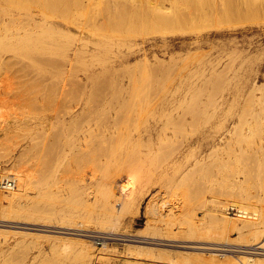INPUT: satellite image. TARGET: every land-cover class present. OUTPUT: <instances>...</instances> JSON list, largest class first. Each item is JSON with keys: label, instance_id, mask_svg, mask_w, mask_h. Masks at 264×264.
<instances>
[{"label": "bare ground", "instance_id": "6f19581e", "mask_svg": "<svg viewBox=\"0 0 264 264\" xmlns=\"http://www.w3.org/2000/svg\"><path fill=\"white\" fill-rule=\"evenodd\" d=\"M18 1H21V0H18ZM90 2L92 1H89V3ZM39 3L41 4L40 6L44 8L42 12L46 13L48 17L50 16L48 19L52 18V20L50 19L49 21L50 23L48 22V20H46V23L48 22V24L42 25V23H44L43 21H45V20H42V23L40 22L41 27H39V29L40 28L42 29L39 30L37 28V26L39 25L36 21L39 20L40 15L35 12L25 11L23 15H21L20 17H16V18L17 19L20 18V21L27 22V24L31 26L32 30L28 29L30 30L28 31L24 29L25 32L20 33L21 35L18 38H13L15 35V34L13 35V33H7L3 41L0 43V46L2 47L0 49L5 50L4 52H1L2 51L1 50L0 51L1 53H5L6 51L13 52L19 56L26 57V58L28 57L29 59V57L33 55V53L34 54L40 53L41 55V53L46 52L47 56L49 57H52V56L54 57V55L55 57L57 56V58L62 57L61 59H63L64 57H70L69 60L71 62V60L74 61V59L79 58L78 56L79 54H81L80 53L81 51L82 52L88 51V50H85V48L87 47L89 42H92V44L95 46V48L91 52L95 54V57L102 58L105 56H114L112 61L115 64L117 63L122 64L124 62V59L128 60L130 58V55L134 53V51L132 52V54L125 53L120 58V55L118 54V52H120L119 48L126 47L128 49H131L133 44L131 42L128 43L125 39H117L114 37H110L108 35H104L102 31H99L97 29H86L85 30L89 32L90 34L97 36L98 39L94 41L83 38L82 35L77 34V32L76 33L72 32L70 28L65 30L64 28L59 26L60 24H58L59 20L55 12L56 10H55L54 1L51 0L50 1L51 4L49 3L47 8H45V4L43 0H40ZM21 5L22 4L16 3V0H0V9H2L5 6H9V12L11 14L15 13L18 7H20ZM212 5H213V8H211V10H213L212 13L214 14V17H215V19L212 18V23L216 22L213 25L215 29L213 32V35L220 37V38L226 37V36L229 37V35H232V34L237 35V36H233V40L229 45L233 46L234 48L232 52L239 54L238 55L239 59L243 51L247 52L248 50L249 52L254 47V43H252L251 40H249L248 43H246L245 41L243 43L238 38V33H241V34L242 33L247 34V32L257 33L258 36H260L261 42L264 41V0H214V4ZM118 8L120 7L118 6ZM125 12L127 13V10ZM117 14H118V11H117ZM176 14H178V12ZM3 17L4 15L2 16V18ZM174 17L175 16H173V18ZM5 19L6 17H4L3 20ZM53 20L57 22L55 23ZM70 20L72 19L70 18ZM213 20H216V21L213 22ZM163 21L159 20V22H163ZM25 22L22 24L26 25ZM35 22L37 23V26H36L37 30L33 31V29H35L34 25H36ZM51 22L53 23V26H51ZM17 23H18V26L19 24H21V22H17ZM5 24H7V22L3 23V25ZM129 24H130V21H129ZM125 25L127 26V24ZM76 27L80 33L84 32L83 29L81 31V28H79L78 25ZM20 28L22 29L23 27H20ZM182 29L183 28L181 27L180 30ZM59 30L63 31L62 32L63 37L67 33L68 39L73 40V38L69 37L71 35L72 37L75 38L73 42L75 40H76L75 42H78L77 44L75 43L73 46H71L72 45L71 44L72 40H71L70 41L71 43H69L70 52L63 53L62 54L63 56H61V53L59 52V49H58L59 46L57 45V44H61V43H57L58 41L59 42L61 41L60 40L56 41V35L59 32ZM64 31H66V33H64ZM103 32L105 33V31ZM128 32L127 33L124 32L123 34H128ZM145 32H146V29H145ZM115 35L116 37H118L120 34L118 36L117 34ZM58 37L59 36H57V39ZM63 37L60 36L59 38H63ZM64 38H66V36ZM67 38L65 41L69 42ZM236 38L238 39L235 40ZM45 41L47 43L50 42V44L53 46L51 45L49 46V43L48 44L46 43L45 45ZM62 41H63L62 42L63 44L60 45V47L67 44L66 42L64 44V40ZM261 42L258 44H261ZM66 50L68 51V47L66 48ZM140 50H137V51H140ZM239 50H243V51L240 52ZM144 52H145V49L142 50L141 55L143 54L145 55ZM1 53H0V61L4 60V57L1 56ZM44 58L46 59V56H44L43 59ZM52 59L54 61V58ZM184 59H182V61ZM261 59L262 58L260 57V60ZM39 60L41 61V63L44 64L43 62L44 60L42 61V56H41V59ZM46 60L47 62L46 61L45 62L48 63V59ZM64 60L66 61L67 58H64ZM185 60L188 61L187 58ZM185 60H184V64L186 62ZM221 60H222V56L217 55L211 60H209V65H206L207 63H205L203 64V66H200L201 74L210 72V70L216 72V69L218 68L217 66L221 63ZM260 60L258 58V61H257V58L252 59L251 56H248L244 60L240 61V67H250V65H253L252 63L255 61H257L259 64ZM34 62L35 61L30 60L28 64L29 65L34 64L37 67L38 64L36 65V63ZM56 62L57 64L59 63L58 59ZM97 62H100V61H97ZM4 63H6V61H4ZM49 64L52 65L54 63L49 62ZM57 64H54L51 67H54ZM69 64H67L68 66H66V64L64 65L66 69H70V68H67L69 67ZM180 64H183V63H180ZM10 66H12L11 63H10ZM58 66H55L56 70H59V69H61V71L65 70V67L63 68L60 65ZM116 68L117 67H115V69ZM124 68H128V64H124ZM18 69H21L20 71L22 70L24 71L22 66H20V68L18 66ZM39 70L41 71L40 68ZM61 71L59 70L57 73L54 71L55 74L52 73L53 71H50V74L57 75ZM19 73L21 72L18 71V76H20ZM23 73H24L23 75H26L25 72ZM52 75L50 76V78L53 77ZM62 76L60 77L62 78ZM55 77L58 78L59 76H54L52 79H55ZM29 80L30 79H28V81ZM63 80L61 81L54 80L56 81L55 83H53L54 86L56 85L54 89L52 86H50L51 84L48 85L52 87V90H55V91L51 90V92H54L53 95L50 92L51 96L50 95L47 96L49 94L48 92H47L48 94H46L45 96L43 95L40 96V94L29 96L28 95L29 92H27L26 86L28 85V83L30 84L32 81L28 82L26 80L25 83L22 82L23 84L20 87H23L22 90L25 91V93L24 92L22 93V91H20L21 96H22V103H21L19 114L13 115L8 120L2 119L0 117V161L1 160L7 161V164L5 167H2V166L0 167L1 168L0 178L13 175L16 179V185L14 187L10 189H6V190L0 189V215L3 216L5 219H7L6 217H9V214H12L16 216L17 218L25 219V221L22 220V222L20 223L32 224V225H38V226L39 225L49 226L50 224L49 225L48 224L44 225V223L35 224L32 222V220L35 222L36 220H40V221L41 220H52L53 221L52 224L65 223V226L67 224H72L73 225L72 227L59 226V228L61 227L68 228L69 231L60 232V231H56L57 230L56 229V230H49V232L63 234V235L59 234L53 237H55V239L63 240L65 243H69L72 241L80 242L84 247H82L80 251L79 249L77 250V252L79 251L80 254L81 253L83 254L82 256L83 263L79 262V264L81 263L85 264L86 262H88V260L91 259L92 255L94 254V250H93L94 242H92L88 238H85V236L83 237V235L88 236L87 235L88 233L82 234V232L80 233L78 230H88L92 227H95L98 230L96 231L94 229L93 230L91 229V230L94 232L100 231L103 233V235L95 234L93 236L98 239L109 238L107 234H112V235L121 234V236L122 235L124 236L123 240H129L132 242L147 243V244L156 243V242H152L149 240V238H155L152 236H146V235L137 236L136 235L140 239H131V238L129 239L128 236L131 237L133 235L129 234L128 230H127L128 234L126 232L123 233V231L122 233L120 232V230L125 228L127 214L138 211L143 197L146 195V193L150 189L148 188V180L152 176H154V179H158L161 184L164 182L167 188L169 187L170 189L171 188L173 189L170 190L172 191V193L170 194L169 198H167L168 194L167 196H165L161 192L162 195L160 196L158 195L159 197L155 193L147 201L145 205V213H146V222H145L146 227L145 228L149 230L148 232H150L151 234L155 236L160 235V234L167 235V236L175 235L173 234V232L172 234L170 233L169 228L172 227L171 226L172 224L176 223L178 225L176 227H178L180 231H183V233L185 232V234H182V232H180V234L184 236L186 235V236H189L195 239L202 237L200 236L201 234L200 232L196 233V231H198V227L200 226H198L197 224L198 218H197L196 213H194L195 210L192 211V209L190 208L191 211H188L189 210L188 209L187 210L188 212L185 213L184 217L180 219H178V216L176 214H173L175 213L173 212L175 205L179 206L182 201L184 202L188 201L190 199L189 197L192 196V194L190 195L189 193L190 191L188 189H185L186 187L183 188L182 187L183 185L181 184H183L182 183L183 181L191 178L193 173L196 171V168H198L197 167L198 165L201 166V168L200 167L199 168L202 170V166L206 164L204 163L206 157L208 158V156L209 157L212 156V158H216V160H218L219 158H223L219 155L221 152H223V154L225 155H230L234 158L236 170L245 171L247 167L244 163L243 153L236 152L235 147L236 145L240 143V141L245 142L246 138H248V135L250 136L252 133H255L254 131L257 132V129L262 130L264 132V111L263 113L259 111H257V113L250 112L251 113L250 114L247 112L248 109L246 110L245 105H243L245 107H238L236 100L240 94L239 87L235 88L236 90H234L235 93L232 99L228 98L225 101V103H223L224 100L219 99V97L218 99L210 100L211 98H213V95H212L213 93H212L211 94L212 97L210 99L208 98L209 102L207 101L208 106L206 107V108H211V112L209 110L207 111V109L205 112V109H204V112H205V114L203 113L204 120L200 122L201 129L197 128L198 130L196 129L195 134L194 133L191 134V137L187 142L182 143V145L176 144L179 147L174 146L176 148H173V149L171 148V150L168 151V154L166 153L167 156L164 155L165 157H162L161 161L164 160L163 158H166V159L163 162L159 161L160 163L158 164L156 162V165L153 167V163H155L154 161L156 160V156L158 155L157 154L158 151L156 150L158 148L157 146H155L157 145L156 143L164 142L166 139L169 138L168 134L165 132L166 131L165 126L166 124L167 125L169 124L167 123L168 120L174 121V119L178 117L180 118L184 117L183 115L188 114L187 112H191L192 114L199 113L200 111L203 112V108L207 103L205 100L204 101L206 103L204 106L202 104L203 108L202 110H200L197 108H194V109L192 108L194 106L196 107L199 106V103L201 102L197 103L196 100L194 99H190V100L185 99L184 95H183L184 96L183 98L175 97V96H159L158 97L157 95L158 93H157L156 94L157 97L155 96L154 98H149L144 95L145 88L143 90V87H141L140 82L137 83V81H131V82L118 81L119 83L117 82L116 83L114 82L103 83V85L99 87H97L98 85L96 84H95V87H93V84L92 85L86 84L85 87H82L83 90L86 91V90H90L91 88H94V90L96 91L102 90V92L100 91L101 95L94 94V95L89 96L81 92L83 95H80L79 93V96L77 94L75 96L74 95L72 96L70 95L72 93L69 92L71 91L70 90L71 88L69 86L70 84L68 85L69 86L68 88H70L68 90L66 88L67 86L65 85L66 83H63ZM240 80H241L240 78H238V80L236 79L237 82H239ZM33 82H35V80H33ZM26 83L27 85L25 86ZM36 83H38V81ZM167 83H169V81ZM260 84H258V87L260 86ZM34 85L37 86V84H34ZM34 85L30 84V86L28 87L32 86L35 88L36 86ZM164 86H162V88ZM41 88L43 87L41 86ZM35 89L37 92V88ZM161 89H159V92ZM198 89H199V86H198ZM257 89L260 90L259 88ZM74 90L75 89H73V91ZM249 90L252 91L250 88ZM32 91H35V90H32ZM30 94L32 93L30 92ZM192 94H190L189 96H191ZM198 96H194V97L197 98ZM246 96L247 97L245 98L250 101V97L252 98L251 94L247 93ZM204 101H202V103ZM196 120H199V117H197ZM176 122H179V121H176ZM188 122L191 123V126L193 125L192 122L190 121L186 122L187 125H188ZM170 125L173 127L174 124L171 123ZM181 125L182 124H180V126ZM183 129H185V127ZM192 129L193 127L190 130ZM190 132L192 133V131H189L188 133ZM19 133L22 135L21 139L23 140V144H22L21 150H19V153H17L16 155L13 153L14 152L13 150L15 149L13 144L17 136L18 135L20 136ZM205 133L206 134L209 133L208 136ZM201 136L203 139H206V140H208L209 138L210 139L212 138L211 139L212 141L199 144V142L201 141ZM185 138H188V137L186 136ZM168 140H166V143L170 144V141L168 142ZM175 140L177 139L175 138ZM250 143H251V138H250ZM163 144L165 145V143ZM163 144L161 146H163ZM161 146L160 148L162 149ZM167 148L169 147H167L166 145V149L164 150H167ZM245 149L247 151L249 149L250 151L253 150V152L254 151L259 152V150L255 147L250 148L249 146ZM162 153L161 155L164 154ZM239 164H241L242 168L239 167L238 169L237 167ZM261 165H263V163ZM207 171L205 170L204 172H207ZM260 171L258 172L259 176L261 174ZM61 173L64 175H61ZM170 176L172 177L169 179ZM177 176L179 178L178 183L179 181H181L180 184H177V182L173 180V178L176 179ZM65 177L67 178L64 180ZM249 177H250V174H247L246 176L243 177L242 181L239 180L240 181L239 183L234 181V183L231 184L232 185L231 192L233 194L235 193V195H238L240 198V205H239L240 208L239 209L241 210V213L238 214V217L240 218L234 217L233 220H231L225 214L224 209L227 208V205H230V202H228L227 200L226 201H221V200L212 201L214 205H213V208H211L213 211L211 213L213 214V219L215 221L220 220L221 223L224 224V227L235 228V230L236 229L239 230L241 234H243L244 232L249 233L248 241H250L251 243H247L245 245L247 249H243V250L239 249L238 251L242 252L239 255L237 256L234 255L235 257L232 256V258H230L229 256L231 261L233 259V261L231 262L232 264H264V205H263L264 203L262 204L263 206L259 205L261 202H257V200L255 201L256 197L254 200H251L250 197H248L250 196V193H248L249 195H247L245 193L246 190L244 188L241 189V187L244 186L243 184L246 183L245 181H247ZM250 179L251 177L249 178V181H251ZM248 182H247V185L245 184V186L249 185ZM185 183H188V182H185ZM249 183L252 184L251 182ZM245 188L247 189V187ZM239 190L240 191L244 190V193L246 195L241 193ZM198 192L200 194V191ZM173 199H176L177 201L176 200L174 201ZM190 200H192V198ZM185 203L187 204V202ZM174 215H176L177 217ZM220 221H218V223ZM6 222L8 223L9 221L7 220ZM160 222H164V224ZM0 226L4 227V226H9V225L5 223H0ZM11 226H13V224ZM16 227L22 228V229L26 228L22 226L21 227L16 226ZM31 229H34L35 231L41 230L40 228H31ZM125 230L126 229H124V231ZM3 231H6L7 233L9 231L13 232V230H8V229L3 230ZM26 231L25 232L19 231V232L25 233L24 235L26 234L33 235V236L38 235L41 237L47 236V235H42L37 232H32V231L26 232ZM239 231H238V235H240ZM64 233L68 235H76V236L75 237H70L68 235L64 236ZM104 233L106 235H104ZM195 233L197 235L199 233L200 234L199 236H196ZM205 243L206 244L208 243V244L207 245L206 244L205 245H201V244L188 245V244H184L183 242V244H177V246L184 247V248L198 249V250L208 249L210 251L217 250V249H224L228 251L230 250L229 247L218 248L215 244H218L219 242L218 243L205 242ZM133 245H135V247H139L136 244H133ZM227 245H230V244H227ZM147 249H150V248L148 247ZM64 250L65 249L63 247V252ZM163 253H164V250H163ZM94 256L96 258V261L94 264H111L112 262V261L110 262L111 256L109 257V255H106L103 252L99 251L95 253ZM75 257H76V254H75ZM73 259L75 260V258ZM137 261L138 260H136V262ZM130 263L132 264L133 262L130 261Z\"/></svg>", "mask_w": 264, "mask_h": 264}, {"label": "rangeland", "instance_id": "374dc122", "mask_svg": "<svg viewBox=\"0 0 264 264\" xmlns=\"http://www.w3.org/2000/svg\"><path fill=\"white\" fill-rule=\"evenodd\" d=\"M39 1L40 0H25V1L24 0H21V1L16 0V3L22 4V5L20 7H18L16 12L13 14H11L9 12V6H5L2 9H0V43L3 41V39L7 33H13V35L14 34L15 35H14V37L12 35V37L18 38L21 35L20 33H24L25 30H28V29L32 30L31 26H29V24H27V22L20 21V18L19 19L16 18V17H20L21 15H23L25 11L35 12V13L40 15L39 20H38L39 22L36 21L39 26H37V23L35 22L36 25H34L35 29H33V31L37 30L36 26L38 29H39V27H41L40 24L42 23V20H45V21H43L44 23H42V25L48 24L50 19L52 20V18L48 19L50 16L48 17L46 15V13L42 12V10H44V8L40 6L41 4L39 3ZM43 1L45 4V8H47L48 4L50 3L51 0H43ZM53 1H54V5H55V10H56L55 12H56L57 18L59 20L58 24H60L59 25L60 27L64 28L65 30L70 28V30L72 32H75V33L77 32V34L82 35L83 38L91 40V41L98 39L97 36H94L85 30L86 29H97L99 31H102V33L104 35H108L110 37H114L117 39H125L128 43L131 42L133 44L131 49H128L126 47H122V48L120 47L119 48L120 52H118V54L120 55V58L125 53L126 54H132L133 51H134V53L132 55H130V58L128 60L124 59V62L122 64H118V63L115 64L112 61L114 56H105L102 58L95 57V54L91 53L92 50L95 48V46L92 44V42H89L87 47L85 48V50H88L90 52H88V51L82 52L81 51L80 52L81 54H79V56H78L79 58L74 59V61L71 60V62L69 60L70 57H64V58H67V60H69V61H67V60L65 61L64 58L63 59H61L62 57L57 58V56L55 57V55L53 57L52 54H51L52 57H49V56H47L46 52L41 53V55H40V53H38V54L33 53V55H31L28 59V57L27 58L22 57V56H19L13 52H7L6 51L5 53H1V52H4L5 50L0 49V51L2 50L0 52L1 56L4 57V60L0 61V117L2 119L8 120L13 115L19 114L21 103H22V96H21L20 91H22V93L23 92L25 93V91L22 90L23 87H20V86L23 83H25L26 80L28 81V79H30L28 82L32 81L30 83L31 85L37 84V86L34 85V86H36L35 88H37V92H36V89L34 87H32V86H31L32 88L28 87V86H30L29 83H28V85H27V83L25 84V86L27 85L26 90H27V92H29V94H28L29 96H31V95L33 96L35 94L36 95L40 94V96H42V95L45 96L48 93L49 94L47 96H49V95L51 96L50 92L52 90V87H53V89L56 87V85L54 86L53 83H55L56 81H59V80L61 81L63 79H64L63 83H66L65 84L67 86L66 88L68 90L71 88L70 89L71 91H69V92L72 93V94H70L72 96L73 95L75 96L76 94L79 96V93H80V95H83L82 93H84V94H87L89 96L94 95V94L95 95H99V94L101 95L100 91L102 92V90H100V89H99L100 91H96V90H94V88H91L93 91L91 89H90L91 91L90 90H86V91L83 90L82 87H85L86 84H91V85L93 84V87H95V84H96V85H98L97 87H99V86L103 85V83H110V82L119 83L118 81H121V82L137 81V83L140 82V85H141V87H143V90L145 88L144 95L149 97V98H154L157 93H158L157 94L158 97L159 96H175V97H182L183 98L185 96L184 97L185 99H189V100L194 99V100H196L197 103L201 102V103H199V106H197V107L194 106L192 108V109L197 108L200 110H202L203 106L205 105V103L207 101L209 102V99L212 97L211 96L212 93H213L212 94L213 98H211L210 100L218 99V97H219V99L224 100L223 103H225V101L228 98L232 99V97L234 96V93H235L234 90H236L235 88L239 87V89H240L239 93L240 94L236 100L237 106L238 107H245L246 106L245 108H246V110L248 109L247 110L248 113H250V112L257 113V111L263 113L264 110H262V109H264V41L261 42L260 36H258L257 33H250V32H247V34L238 33V38L243 43H244V41L246 43H248L249 40H251L252 43H254V47L249 52H248V50H247V52L243 51V50H239L240 52L243 51V53H241V56L239 59V57H238L239 54L232 52L234 50V48H233V46L229 45L233 40V36H237V35L232 34V35H229V37L226 36V37H221V38L213 35V32L215 30L213 25H214V23H216V22H214L216 20H213L214 23H212V18L215 19V17H214V14L212 13L213 10H211V8H213L212 4H214V0L213 1L212 0H53ZM89 1H92V2L89 3ZM38 6H39V8H38ZM118 6L120 8H118ZM60 9H61V11H60ZM149 9H151V10H149ZM126 10H127V13L125 12ZM133 10H134V12H133ZM113 11H115L116 13ZM117 11H118V14H117ZM104 12H106V13H104ZM177 12H178V14H176ZM63 14H64V16H63ZM77 14H78V16H77ZM112 14H114V15H112ZM3 15H4V17H6L5 20H3L4 17L2 18ZM123 15H125V16H123ZM135 15H136V17H135ZM173 16H175V17L173 18ZM112 17H114V18H112ZM70 18L72 20H70ZM73 19H75V20H73ZM46 20H48L47 23H46ZM114 20H116V21H114ZM159 20L160 21L165 20V21L159 22ZM53 21L55 23L57 22L55 20H53ZM129 21H130V24H129ZM4 22H7V24L3 25ZM17 22H21V24H19V26L23 27L22 29L18 26ZM24 22L28 26L22 24ZM55 23H54V25H55ZM13 24H15L16 26ZM76 24L79 26V28H81V31L83 29L84 32L80 33L76 27L77 26ZM125 24H127V26ZM131 24H132V26H131ZM210 25H211V27H210ZM51 26H53L52 22H51ZM124 26H126V27H124ZM181 27L183 28L182 30H180ZM124 28H125V30H124ZM40 29H42V28H40ZM145 29H146V32H145ZM30 30H28V31H30ZM126 30H128L130 32H128ZM103 31H105V33ZM62 32L63 31L59 30V32L56 35V41L57 40L61 41V42H59V41L57 42V43H61V44H57L59 46L58 49H59V52L61 53V56H63L62 55L63 53L70 52L69 51L70 50V44L69 43L72 42L71 46H73L75 43L76 44L78 43V42H75L76 40L73 42V40L75 38L72 37L71 35L69 37L73 38V40L71 39L72 40L71 41L70 39H68L66 31H64V33H66V35H64V37L66 36V38H67V40H69V42L65 41L66 38L63 37ZM112 32H113V34H112ZM124 32L125 33L128 32V34H123ZM225 32H227V31H225ZM59 33H61V34H59ZM114 33L117 34V36L120 34L119 35L120 37L119 36L116 37V35ZM57 36H59V37L62 36L63 38L58 37V39H57ZM238 38H236L235 40H237ZM61 39L64 40V44H65V42L67 43L64 45L65 47L64 46L60 47V45L63 44L62 43L63 41ZM260 42H261V44H258ZM46 43L47 42L45 41V45H46ZM48 43L50 46L51 45L50 42H48ZM68 44H69V46H68ZM51 46H53V45H51ZM67 47H68V51L66 50ZM0 48H2V47L0 46ZM143 49H145V52H144L145 55L144 54L141 55ZM137 50H140V51H137ZM39 55H40V57H39ZM217 55H221L222 60L220 63L221 65L219 64L217 66L218 68L216 69V72L210 70V72H206L205 74H201L200 66H203V64H205V63H207L206 65H209V60H211L212 58H214ZM41 56H42V61L45 59V58L43 59V57L46 56V59H48V63H46L47 62L46 59L43 61L44 64L41 63V61L39 60V59H41ZM248 56H251L252 59L257 58V61H258V58L260 60V57L262 59L260 60L259 64L257 61H255L252 63L253 65H250V67H240V61L244 60ZM183 57L184 58L186 57L188 59V61H186L185 60L186 58L184 59ZM191 57L193 60L191 59ZM52 58H54V61L55 60L57 61V59H58L59 63L57 64L56 61L54 62ZM182 59H184L186 61L185 64H184V60L182 61ZM30 60L35 61L34 63H36V65L38 64L37 67L38 66L39 67L37 68L34 64L29 65L28 62ZM4 61H6V63H4ZM97 61H100V62H97ZM101 61H102V63H101ZM49 62L57 64L55 66L60 65L63 68L65 67L64 66L65 64H66V66H68L67 64L70 63L69 67H67L70 69H66V67H65V70L64 71L62 70L63 72L61 71V69H59L62 72V74L64 73L63 76H62L61 72L58 73L59 75L58 74L52 75V74H50V71H53L52 73H54V71L57 73L59 70H56L55 66L51 67L54 64L51 65V64H49ZM132 62H133V64H132ZM190 62H192V63H190ZM10 63L12 66H10ZM62 63L63 64L65 63V64L63 65ZM180 63H183V64H180ZM124 64H128V68H124ZM18 66H19V68H20V66L23 67L24 71L23 70L22 71L25 72L26 75H23L24 73L22 71H20L21 69H18ZM114 66L117 68L115 69ZM121 66L123 69L121 68ZM39 68L41 69V71L39 70ZM18 71L22 73V74L19 73L20 76H18ZM49 74H50V76L52 75L53 77L54 76H59V77L58 78L55 77V79H52L53 77L50 78ZM199 75H201V76H199ZM60 76H62V78ZM32 78H34V79H32ZM238 78L241 79L239 82L236 81V79L238 80ZM33 80H35V82H33ZM36 80L38 81V83H36L37 82ZM54 80H56V81H54ZM168 81H169V83H167ZM210 81H211V83H210ZM39 82H40V84H39ZM121 82H120V84H121ZM19 83H20V85H19ZM158 84L161 88H162V86L165 85L164 86L165 88L163 87L161 89L158 86ZM234 84H236V85H234ZM258 84H260L259 87H258ZM48 85H50L52 87H50ZM68 85L70 86V88H68L69 87ZM75 85H77V86H75ZM41 86L43 88H41ZM198 86H199V89H198ZM27 87L29 90L27 89ZM74 87H76V88H74ZM147 87L149 90L147 89ZM167 88H168V90H167ZM249 88L251 90L253 88L254 89L252 91H250ZM257 88H259L260 90H258ZM73 89H75V90L73 91ZM159 89H161L160 92H159ZM32 90H35V91H32ZM76 90H78V91H76ZM218 90H219V92H218ZM52 91H55V90H52ZM145 91H146V93H145ZM171 91H172V93H171ZM30 92L32 94H30ZM251 92L253 93V95ZM51 93H52V95L54 94V92H51ZM247 93L251 94L253 100L251 97H250V101L245 98V97H247L246 96ZM190 94H192V95L189 96ZM193 95L194 96L199 95V96L197 98H195ZM257 95H259V96H257ZM199 99H200V101H199ZM202 101H204V102L202 103ZM208 102L204 106L203 112L200 111L201 113L199 112L196 114H192L191 112H187L188 114L183 115L184 117H181V118L178 117V118L174 119V121L168 120L167 123H169V124L168 125L166 124V126H168V127L165 126V130H166L165 132L169 136V138H168L169 140L168 139H166V140H168V142L170 141V144L166 143V140L164 142H160V143L157 142L156 143L157 145H155V146H157V148H158V149H156L158 151V153H157L158 155L156 156V160L154 161L155 163H153V167L156 165V162H157V164L160 163L159 161L162 160V157H165L164 155L167 156L168 151H170L171 148L172 149L176 148L174 146L179 147L178 145H182V143L187 142L190 139L191 134H193V133L195 134L197 128L201 129L200 122L202 120H204V114L206 112V109H207V111L209 110L211 112V108H206L208 106ZM260 102H261V104H260ZM202 104H203V106H202ZM243 105H245V106H243ZM261 107H262V109H261ZM204 109H205V112H204ZM251 109H252V111H251ZM197 117H199L200 121L196 120ZM186 119H187V121L192 122L193 125L191 126V123H189V122L187 125ZM192 119H193V121H192ZM176 121H179V122H176ZM171 123L174 124L173 127L175 128L176 131L170 125ZM180 124H182V125L180 126ZM184 127H185V129H183ZM189 127H190V129L193 127V129L190 130ZM183 130L184 131L186 130V131L184 132ZM258 130L259 129H257V132L254 131L255 133L251 134L252 137H251V135L250 136L248 135V138L249 137L251 138V143H250V138H249V140H248V138H246V140H245L246 143L244 141H242V142L240 141V143L238 145H236V147H235L236 152L243 153L244 163L247 167L245 171L236 170L234 158L230 155H225V154H223V152H221L219 155L223 158H219L218 160H216V158H212V156L211 157L208 156V158L206 157L205 161H204V163H206V164L204 166H202V170L200 169L201 166L198 165L197 166L198 168H196V171L193 173L191 178L182 182L183 183V184H181V185H183L182 187L183 188L186 187L185 189H188L190 191L189 192L190 195L192 194V196L189 197L190 199L192 198V200L189 199L190 201L189 200L185 201V202H187V204L184 201H182L179 206L175 205L174 210H173V212H175V213H173V214H176L178 216V219H180V218L184 217L185 213H187L188 211H191V209H192V211L195 210L194 213H196L197 218H198L197 224H198V226H200V227H198V231H196V233L200 232L201 234L200 233L199 234L202 237L195 239V238H192V237H189L186 235L185 236L182 235V234H185V232L183 233V231H180L178 229V227H176V226H178L176 223L172 224L171 225L172 227L169 228L170 233L172 234V232H173V234H175V235H168L167 236V235H161L160 234V235L155 236V235L151 234L150 232H148L149 230H147L145 228L146 227L145 226V222H146L145 205H146L147 201L155 193L157 196L162 195L161 192L165 196H167V194H168L167 198H169L170 194L172 193V191H170V190L173 189V188L170 189L169 187H168L169 188L168 189L167 186L164 184V182L161 184L158 179H154V176H152L153 178L151 177L148 180V188H150L148 191L149 193L147 192L146 195L143 197L137 212H133V213L131 212V213L127 214L125 228L120 230V232L122 233V231H123V233H125V232L127 233L129 231L128 233L133 235L131 237L128 236L129 239L130 238L131 239H140L137 236H143V235L152 236L155 238H149V240L152 242H156V243H148L147 244V243H139V242H132L129 240H123L124 236L123 235L121 236V234H119V235L118 234H113V235L107 234L109 238L98 239V238H95L93 236L95 234L103 235V233L100 231H97V232L92 231L93 229L95 231L98 230L95 227H92L88 230H78V231L80 233L82 232V234L88 233L87 235L90 237H88L86 235H83V237L85 236V238H88L92 242H94L93 243L94 254L100 251V252L105 253L106 255H109V257L111 256L110 257V262L112 261L111 264H131L130 261L133 262L132 264H139L141 262H142L141 264H143V263L144 264L145 263L146 264H156V263L157 264H228V263L232 264L231 262L233 261V259L231 261L230 258H232V256H234V255L237 256L240 253H242L238 250L239 249L240 250L241 249L242 250L247 249V247L245 245L247 243H251L250 241H248L249 233L244 232L243 234H241L240 231L237 229H236L237 230L236 231L235 228L224 227V224L221 223L220 220L215 221L213 219V214L211 213V212H213L211 208H213V205H214L212 203V201L213 200H219V201L220 200L221 201L227 200L228 202H230V205H227V208L224 209L225 214L231 220H233L234 217L240 218V217H238V214L241 213V210L239 209L240 208V206H239L240 205V198L238 195H235V193L233 194L231 192V186H232L231 184L234 183V181L239 183L240 182L239 180L242 181L244 176H246L247 174H250V177H251L250 180L251 181H249V178H250L249 177L248 180L245 181L246 183L243 184L244 186L241 187V189L244 188L246 190L245 193L247 195H249L248 193H250V196H248V197H250L251 200H254L256 197L255 201L257 200V202H261L260 204L258 203L259 205H262L264 203V132L262 130H259V131ZM174 131H175V133H174ZM189 131H192V133L191 132L188 133ZM181 132H183V133H181ZM208 134H206V135L208 136ZM18 136H17V138L13 144V146L15 148L13 150L14 152L12 151L16 155H17V153H19V150H21V147L23 144V140L21 139L22 135L20 134V136L19 137ZM186 136L188 138H185ZM175 138L177 140H175ZM170 139L171 140L173 139V140L171 141ZM211 139L209 138L208 140H206V139H203L201 136V141L199 142V144L200 143L203 144V143H206L208 141L211 142L212 141ZM172 142L174 143V145ZM163 143H165V145ZM162 144H163V146H161ZM176 144H178V145H176ZM248 144H249L250 148L255 147L259 150V152L258 151L253 152V150L250 151L249 149L247 151L245 148L249 147ZM166 145L170 149L167 148V150H164V149H166ZM160 146L162 147V149L160 148ZM170 146H172V147H170ZM161 153L163 155H161ZM203 154H204V152H203ZM163 159L165 160L166 158H163ZM163 161H161V162H163ZM262 163H263V165H261ZM6 164H7L6 160L0 161V167L1 166L5 167ZM206 166H207V168H206ZM259 166H260V168H259ZM239 167L242 168L241 164H239L237 168L239 169ZM260 169H261V171H260ZM205 170L206 171L208 170V171L204 172ZM259 171L262 174V175L260 174V176L258 173ZM203 172L206 173L209 177L206 174H204ZM0 173H1V168H0ZM201 173H203L204 175ZM61 175H64V174L61 173ZM0 177H1V174H0ZM171 177L172 176H170L169 179ZM66 178L67 177H65L64 180ZM177 178H178V176L176 177V179L173 178V180L176 181L177 184H180L181 181H179V183H178L179 178L178 179ZM207 180L209 181V183ZM248 181L251 182L252 184H250ZM185 182H188V183H185ZM247 182L249 184L248 185L249 187L245 186V184L247 185ZM199 184H200V186H199ZM245 187H247V189ZM249 189L252 192V194L249 191ZM150 190H152V191H150ZM168 191H169V193H168ZM198 191H200V194ZM240 192L243 193L244 195H246L244 193V190L240 191ZM253 194H254V196H253ZM252 197H254V198H252ZM259 199H260V201H259ZM173 200L175 201L176 199H173ZM200 200H201V202H200ZM187 205H189V206H187ZM185 206H186V208H185ZM178 213H179V215H178ZM176 215H174V216H176ZM6 218L7 219H5L3 216L0 215V223H5V224L9 225V226H4V227L0 226V264H79V262H82L83 254L82 253L80 254L79 251L84 246L80 242L72 241L69 243H65L63 240L55 239V237H53V236H57L59 234L60 235H63V234L55 233V232H49V230H56V229H57L56 231H60V232L61 231L62 232L69 231L68 228H62V227H67V226L72 227L73 226L72 224H67L65 226V223H62V224L59 223L60 225L59 224H52L53 223L52 220H41V221L36 220V222L38 221L39 223L38 222L36 223L35 221L32 220V222L35 224H43V223H44V225L50 224L49 226H40V225L38 226V225L20 223V222H22V220L25 221V219L17 218L16 216H14L12 214H9V217H6ZM7 220L9 221L8 223L6 222ZM218 221H220V222L218 223ZM160 223L164 224V222H160ZM10 224L11 225L13 224V226H11ZM16 226H20V227L22 226V227H26V228L22 229V228H18ZM29 226L31 228H40L41 230L35 231L34 229H31ZM55 226H57V227H55ZM59 226H62V227L59 228ZM6 229L13 230V232H15V230H16V232H15L16 234L13 233L12 231H9L8 233L6 231H3ZM44 229L47 231H45ZM124 229H126V230L124 231ZM26 230L29 232L32 231V232L40 233L42 235H47L50 238L47 236L41 237L38 235H35V236L27 235V234L24 235L25 233H21L22 231L25 232ZM171 230H173V231H171ZM19 231H21V232H19ZM174 231H176V232H174ZM238 231H239L240 235H238ZM17 232H19V233H17ZM120 232H118V233H120ZM180 232H182V234H180ZM196 233H195V235L199 236V234L197 235ZM65 235H68V234L64 233V236ZM104 235H106V234L104 233ZM204 235H206V236H204ZM68 236L75 237L76 235H68ZM162 240H163V242H162ZM196 241H198V242H196ZM183 242H184V244H188V245H191V244L205 245L206 244L205 242H214V243L219 242L218 244H215L218 248L229 247L230 250L228 251V250H224V249H217V250H211L210 251L208 249L207 250L206 249L205 250L204 249L198 250V249L184 248V247L177 246V244H183ZM133 244H136L139 247H135V245H133ZM227 244H230V245H227ZM146 246H148L150 249H147L148 247H146ZM63 247L66 250V251L64 250V252H63ZM158 248L160 249V251ZM78 249H79V251H78L79 253L77 252ZM163 250H164V253H163ZM75 254H76V257H75ZM94 254L92 255L91 259L88 260V262H86L85 264H94L95 263L96 258L94 256ZM229 256H230V258H229ZM209 257H210V259H209ZM211 257H213V258H211ZM73 258H75V260ZM113 259H114V261H113ZM171 259H172V261H171ZM136 260H138V261L136 262Z\"/></svg>", "mask_w": 264, "mask_h": 264}, {"label": "built area", "instance_id": "2783aa9c", "mask_svg": "<svg viewBox=\"0 0 264 264\" xmlns=\"http://www.w3.org/2000/svg\"><path fill=\"white\" fill-rule=\"evenodd\" d=\"M16 185V179L13 175L0 178V189L6 190Z\"/></svg>", "mask_w": 264, "mask_h": 264}]
</instances>
